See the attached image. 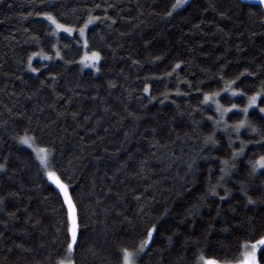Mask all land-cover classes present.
Wrapping results in <instances>:
<instances>
[{
	"label": "trees",
	"instance_id": "1",
	"mask_svg": "<svg viewBox=\"0 0 264 264\" xmlns=\"http://www.w3.org/2000/svg\"><path fill=\"white\" fill-rule=\"evenodd\" d=\"M175 1L0 0V264L68 256L40 148L74 190L75 264H120L118 249L138 248L154 224L136 264H240L244 246L264 237V169L250 174L264 135L234 128L247 120L264 133V96L247 117L239 111L264 87L263 6L188 0L168 16ZM93 52V67L80 62ZM215 100L236 107L222 115ZM224 160L235 165L228 175Z\"/></svg>",
	"mask_w": 264,
	"mask_h": 264
},
{
	"label": "snow or ice",
	"instance_id": "2",
	"mask_svg": "<svg viewBox=\"0 0 264 264\" xmlns=\"http://www.w3.org/2000/svg\"><path fill=\"white\" fill-rule=\"evenodd\" d=\"M188 0H176L175 4L172 5V11H169L167 13L168 16H171L174 11L177 9L181 8L186 4ZM259 3L264 4V0H259ZM99 7V5H97ZM46 20H48L51 24L55 25L57 30L63 31L71 35L74 31H76L75 28L73 27H67L64 24H61L57 21V19L50 15V14H45L44 17ZM93 20H89L88 23L84 25L83 28L79 29L80 35L84 36L85 34V29L88 27V24L92 23ZM115 23V21H113ZM85 47H87V43H85ZM44 59H50V57H43ZM100 55L97 52H93L91 56L85 57V60H91L92 64H89L87 66L92 67L95 65L97 61H99ZM85 60H81V63H85ZM177 68L180 67L179 64L176 65ZM29 68L31 71L36 72L37 69L31 67V58L29 59ZM243 75V74H242ZM251 75V73H249ZM234 83V82H233ZM145 92L148 91L147 88L144 90ZM216 95H219V93H216ZM232 95H243V93H236L233 92ZM261 96H264V87L261 88V91L258 92L256 95H253L248 98V105L247 107H244L240 109L239 111L243 112L245 117L248 115V111L250 108H254L257 106V100L260 99ZM212 97L210 96H205L204 101L207 103ZM236 105H233L232 108L229 109H224L221 110L220 106L217 105V110L221 111V114L223 115L224 112H230L235 108ZM259 112L261 114H264V107L259 108ZM211 119V117H209ZM219 123V122H217ZM251 128V131L255 134L259 135H264V133H261L258 129L253 128L250 123L247 122V120H242L239 124L235 125L234 128L237 132L241 128ZM30 141L34 142L35 137H29L25 135L24 137L20 138V143L23 145H27L28 147H32V144ZM259 143L264 144V140H259ZM216 141L213 139V137L210 135L206 138L205 140V145L207 146L208 144H215ZM241 146V151L239 153H233L232 154V160L235 161V159L243 155L244 152V146L243 142ZM50 153L47 148H40L39 153L36 156V159L39 162V166H41L44 170V174L47 176V179L51 181V183L55 186L54 190L56 191V195L58 198L61 199V208L65 209V231L69 237L67 239V253L68 256L64 259H61L57 262V264H75V259H74V251L75 248L78 247V233H79V215H78V208L77 204L74 200V190L72 188L70 178H68V182H64V180L61 179V176L63 174L57 175L56 171H49V168L52 167L54 168L55 165L51 163L50 160ZM223 168L221 169L222 173L224 175H228L229 173L225 171L226 169H229L230 167H235L234 163L230 164L228 160L222 161ZM250 167H251V173L254 175L257 171L260 169H264V156H260V158L255 161V163L250 162ZM6 168L3 164H0V172H5ZM224 179V176H221V180ZM227 192V190H226ZM241 192L242 195H244L247 198V203L248 204H255L256 201H254L249 195L248 192L244 190L243 186H241ZM211 195L215 196L217 193L214 190H211L210 192ZM227 196H222L220 197L221 200L226 199ZM47 199V198H45ZM139 199V197H137ZM0 204H3V199H0ZM157 232V226L154 224L147 232L146 240H142L139 244L138 248H133L129 249L128 247H122L118 249L119 253V260L120 264H136L137 260L140 257V254L144 252L145 248L148 246V244L153 240V234ZM169 242H171L172 238L168 237ZM259 246H264V237L260 238L257 240L255 243H252L250 245L246 244L245 247V252L243 253V260L240 261V264H261V260H264V250L261 252V257L258 259L257 257V251ZM201 261H203V264H218L217 261L215 260H207L203 256L200 257Z\"/></svg>",
	"mask_w": 264,
	"mask_h": 264
},
{
	"label": "rangeland",
	"instance_id": "3",
	"mask_svg": "<svg viewBox=\"0 0 264 264\" xmlns=\"http://www.w3.org/2000/svg\"><path fill=\"white\" fill-rule=\"evenodd\" d=\"M250 1H253V2H257V3H259V0H250ZM176 2V1H175ZM261 4V3H260ZM262 6H263V9H264V4H261ZM87 56H91V55H87ZM84 60H85V58H84ZM89 64H92V61L91 60H85V65L87 66V65H89ZM87 67H89V66H87ZM93 67V66H92ZM216 101V103H214V105L216 104V106L217 105H219L220 106V102L219 101H217V100H215ZM220 108H221V106H220ZM232 108V107H231ZM233 109H235V108H233ZM250 109H252V108H250ZM225 113V112H224ZM262 246H259V248H258V251L260 250V248H261ZM258 251H257V253H258ZM244 252H245V250H244ZM243 252V253H244ZM243 258H244V256H243ZM218 264H237V263H223V262H218Z\"/></svg>",
	"mask_w": 264,
	"mask_h": 264
}]
</instances>
